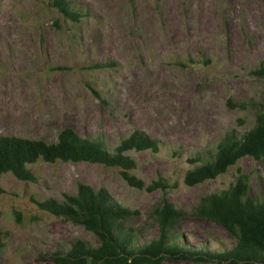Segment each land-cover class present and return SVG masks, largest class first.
Segmentation results:
<instances>
[{
    "label": "rangeland",
    "instance_id": "rangeland-1",
    "mask_svg": "<svg viewBox=\"0 0 264 264\" xmlns=\"http://www.w3.org/2000/svg\"><path fill=\"white\" fill-rule=\"evenodd\" d=\"M51 1L0 0V134L53 142L71 127L113 147L139 129L164 145L128 151L133 173L146 184L162 177L169 186L165 193L136 189L118 169L84 162H37L36 181L28 183L3 174L0 264H60L50 256L56 247L76 239L96 244L82 226L41 213L30 201L75 193L79 181L105 187L138 210L127 225L141 240L156 234L150 213L165 197L187 213L181 232L188 243L231 246L227 231L195 217L193 208L200 196L227 189L239 172L259 195L263 166L246 157L193 187L183 176L198 164L188 158L253 124L254 109L238 104L264 100V79L250 74L264 57V0H68L83 15L79 23L63 21Z\"/></svg>",
    "mask_w": 264,
    "mask_h": 264
},
{
    "label": "trees",
    "instance_id": "trees-1",
    "mask_svg": "<svg viewBox=\"0 0 264 264\" xmlns=\"http://www.w3.org/2000/svg\"><path fill=\"white\" fill-rule=\"evenodd\" d=\"M50 5L65 22L79 23L83 16L68 0H52ZM250 74L264 79V57ZM228 105L236 107L231 99ZM248 106L254 109L251 127L243 133L230 130L215 146L188 158L189 163L198 164L185 171V185L193 187L214 180L246 157L264 168V100L238 104L242 109ZM163 145L139 129L132 130L113 147L99 137L82 136L71 127L60 130L53 142L0 134V177L10 173L19 181L34 182L36 176L31 166L37 162H84L118 169L122 179L133 188L148 192L159 189L165 193L169 184L162 177L146 184L133 173L136 161L127 154L128 151L158 152ZM4 192L0 185V196ZM30 201L37 211L78 224L96 240L95 245L76 239L69 246L56 247L50 256L60 264H162L165 259L264 264V185L260 194L255 195L248 176L241 172L227 189L200 196L192 212L195 217L216 223L227 231L231 246L222 249H211L207 244L195 246L183 239L181 222L188 215L165 197L150 213L157 231L146 240L140 239L139 230L127 225L139 211L114 200L105 187L79 181L75 193L63 192L60 199L39 200L31 196ZM13 213L16 223H20L21 212ZM1 246L4 242L0 240Z\"/></svg>",
    "mask_w": 264,
    "mask_h": 264
}]
</instances>
